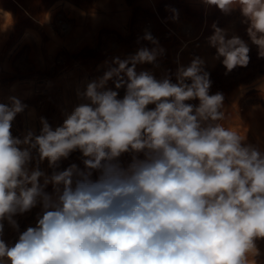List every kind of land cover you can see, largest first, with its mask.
Wrapping results in <instances>:
<instances>
[{
    "label": "clouds",
    "instance_id": "clouds-1",
    "mask_svg": "<svg viewBox=\"0 0 264 264\" xmlns=\"http://www.w3.org/2000/svg\"><path fill=\"white\" fill-rule=\"evenodd\" d=\"M200 3L225 15L238 9L264 58V0ZM168 10L178 20L179 11ZM212 29L207 42L225 75L247 67L249 45L227 38L216 23ZM140 40L153 47L105 61L103 75L77 91L85 102L54 129L41 116L39 134L13 136V122L28 106L16 96L0 102V264H256V242L264 240V151L220 123L225 96L210 94L204 59L179 66L176 82L168 74L157 79L137 65L155 64L165 50L148 30ZM77 151L84 167L58 171ZM126 153L127 167L120 159ZM45 160L51 175L39 167ZM50 184L52 193L45 191ZM38 205L36 226L7 244L3 222L19 231L14 217Z\"/></svg>",
    "mask_w": 264,
    "mask_h": 264
},
{
    "label": "rangeland",
    "instance_id": "rangeland-1",
    "mask_svg": "<svg viewBox=\"0 0 264 264\" xmlns=\"http://www.w3.org/2000/svg\"><path fill=\"white\" fill-rule=\"evenodd\" d=\"M170 8L179 11L178 20L172 19ZM242 19L238 9L225 15L215 6L206 9L200 0H0V102L8 103L9 96H16L28 106L16 116L13 136L22 139L29 130L39 134L41 116L53 129L62 125L66 114L85 102L77 91L103 75L105 61L117 56L124 59L140 47H153L144 40L137 42L148 30L165 53L155 64L137 65V72L150 71L157 79L168 74L176 82L177 68L201 57L212 81L210 94L219 91L225 96V118L220 123L246 137L245 143L264 151V58H258L257 46ZM213 23L226 30L227 38L236 35L249 45L247 67H237L225 75L222 58H214L216 49L207 42ZM107 87L114 89L113 82ZM118 91V98H123L125 89ZM257 105L260 107L254 108ZM137 158L144 159V154H137ZM120 159L127 167L132 154ZM35 163L34 159L30 167ZM72 163L84 167L81 153L73 152L60 161L57 170ZM39 167L48 175L53 171L46 160ZM97 175L94 172L93 179ZM45 191L52 193V185ZM38 214L42 215L39 205L16 215L19 231L5 220L3 240L14 244L20 233L36 226ZM256 243L260 253L256 264H264V240Z\"/></svg>",
    "mask_w": 264,
    "mask_h": 264
}]
</instances>
